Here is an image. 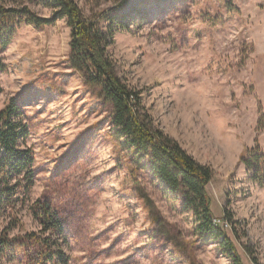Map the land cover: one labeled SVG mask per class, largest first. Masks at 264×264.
Returning a JSON list of instances; mask_svg holds the SVG:
<instances>
[{"label":"rangeland","instance_id":"1","mask_svg":"<svg viewBox=\"0 0 264 264\" xmlns=\"http://www.w3.org/2000/svg\"><path fill=\"white\" fill-rule=\"evenodd\" d=\"M17 1L52 15L45 0ZM74 2L87 17L128 15L107 49L116 77L140 93L156 129L211 168L214 222L241 263L264 264V186L239 160L256 147L264 155V0ZM15 30L0 54V110L11 99L20 106L35 180L15 202L20 228L11 236L38 232L28 207L41 199L63 221L69 264H233L217 242L199 239L179 196L115 137L109 106L68 66L65 20ZM20 258L6 254L0 264Z\"/></svg>","mask_w":264,"mask_h":264},{"label":"trees","instance_id":"2","mask_svg":"<svg viewBox=\"0 0 264 264\" xmlns=\"http://www.w3.org/2000/svg\"><path fill=\"white\" fill-rule=\"evenodd\" d=\"M52 10L50 17L37 16L28 6L17 0H0V54L11 42L15 29L21 24L43 27L65 20L70 28L69 65L79 72L87 86L95 88L103 103L109 106L111 128L115 137L162 182L170 192L181 199L183 209L193 214L199 239L214 241L221 251L232 255L233 264H243L233 241L226 231L214 222L207 185L212 170L189 156L172 138L153 126L146 112L140 93L130 89L114 73L107 54L115 33L125 28L122 21L128 15L117 16V11H102L92 17L83 14L74 0H45ZM3 65L0 57V68ZM23 112L15 99L0 110V219H9L0 227V258L20 253L23 264H69L62 249L65 243L64 224L51 204L37 199L29 208L33 220L39 225L38 232L30 231L11 236L20 228L16 213V201L27 198L34 184V157L22 143L30 134L23 121ZM252 170V182L264 186V155L258 147L246 152L239 159ZM151 215L153 204L146 201ZM231 215H224L230 220ZM152 220L158 224L156 216ZM233 232V231H232ZM245 252L250 257L249 250ZM252 264L257 260L250 257Z\"/></svg>","mask_w":264,"mask_h":264}]
</instances>
